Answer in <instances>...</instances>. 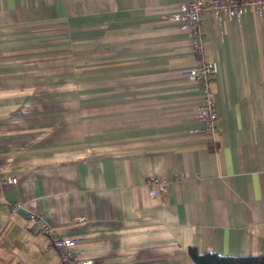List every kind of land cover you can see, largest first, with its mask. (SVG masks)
Returning a JSON list of instances; mask_svg holds the SVG:
<instances>
[{
	"label": "crops",
	"instance_id": "crops-1",
	"mask_svg": "<svg viewBox=\"0 0 264 264\" xmlns=\"http://www.w3.org/2000/svg\"><path fill=\"white\" fill-rule=\"evenodd\" d=\"M187 1L0 0V264H61L30 213L92 264L264 253V17L203 14L201 59L168 18Z\"/></svg>",
	"mask_w": 264,
	"mask_h": 264
},
{
	"label": "built area",
	"instance_id": "built-area-1",
	"mask_svg": "<svg viewBox=\"0 0 264 264\" xmlns=\"http://www.w3.org/2000/svg\"><path fill=\"white\" fill-rule=\"evenodd\" d=\"M252 6L258 17H264V0H188L181 5L180 9L170 15L168 18L172 21H178L186 29L187 39L192 46L194 53L202 59L204 52V39L202 36L203 14L213 15L218 22H222L227 18H235L237 21L241 19L244 11ZM218 65L216 61H204L198 65L183 69L182 75L189 81L197 83L199 89L203 92V98L195 107L197 117L202 123V131L213 134L216 130L215 119L216 112L214 103L210 96L209 83L212 76L217 72ZM182 174H179L178 178ZM16 178L12 174L5 177L0 170V186L3 183L13 184ZM146 185L150 196H155L157 192L166 190L167 182L164 178L152 176ZM21 207V204L14 203L12 209ZM36 226L35 229L49 237L50 243L57 249L61 264H92V259L82 258L73 253V246L76 244V238L64 237L58 235L50 226L47 225L43 216L38 213L28 214Z\"/></svg>",
	"mask_w": 264,
	"mask_h": 264
},
{
	"label": "trees",
	"instance_id": "trees-1",
	"mask_svg": "<svg viewBox=\"0 0 264 264\" xmlns=\"http://www.w3.org/2000/svg\"><path fill=\"white\" fill-rule=\"evenodd\" d=\"M188 253L196 264H264V253L260 255L230 256L216 252H199L190 246Z\"/></svg>",
	"mask_w": 264,
	"mask_h": 264
}]
</instances>
